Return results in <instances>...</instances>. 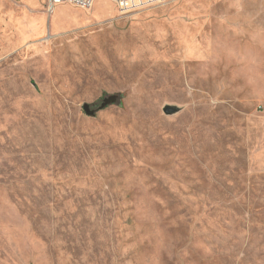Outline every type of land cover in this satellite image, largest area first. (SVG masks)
I'll return each instance as SVG.
<instances>
[{
  "label": "rangeland",
  "instance_id": "obj_1",
  "mask_svg": "<svg viewBox=\"0 0 264 264\" xmlns=\"http://www.w3.org/2000/svg\"><path fill=\"white\" fill-rule=\"evenodd\" d=\"M48 6L0 0V264H264V0Z\"/></svg>",
  "mask_w": 264,
  "mask_h": 264
},
{
  "label": "built area",
  "instance_id": "obj_2",
  "mask_svg": "<svg viewBox=\"0 0 264 264\" xmlns=\"http://www.w3.org/2000/svg\"><path fill=\"white\" fill-rule=\"evenodd\" d=\"M93 1L94 0H48V4H49L48 8L51 9L61 4H70L73 6L86 9L91 7ZM110 1L117 4L118 11L121 14H127L139 8H143L154 4L166 3L170 0H110Z\"/></svg>",
  "mask_w": 264,
  "mask_h": 264
},
{
  "label": "water",
  "instance_id": "obj_3",
  "mask_svg": "<svg viewBox=\"0 0 264 264\" xmlns=\"http://www.w3.org/2000/svg\"><path fill=\"white\" fill-rule=\"evenodd\" d=\"M111 101L110 99H104L101 103V106H106L107 104H109ZM83 111L87 114V115H92L93 112L90 111L89 105H84L83 106ZM166 114H172V110H166Z\"/></svg>",
  "mask_w": 264,
  "mask_h": 264
}]
</instances>
